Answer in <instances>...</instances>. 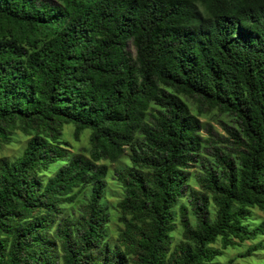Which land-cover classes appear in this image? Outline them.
<instances>
[{
    "label": "trees",
    "instance_id": "trees-1",
    "mask_svg": "<svg viewBox=\"0 0 264 264\" xmlns=\"http://www.w3.org/2000/svg\"><path fill=\"white\" fill-rule=\"evenodd\" d=\"M186 99L237 125L189 196L204 140ZM65 125L90 132L88 155ZM16 132L30 139L0 162V264H216L264 236L247 223L264 212V0H0V149ZM127 153L112 244L105 162Z\"/></svg>",
    "mask_w": 264,
    "mask_h": 264
},
{
    "label": "rangeland",
    "instance_id": "rangeland-1",
    "mask_svg": "<svg viewBox=\"0 0 264 264\" xmlns=\"http://www.w3.org/2000/svg\"><path fill=\"white\" fill-rule=\"evenodd\" d=\"M134 52V48L130 47ZM189 103L194 114L199 116L202 130L201 135L203 137V149L200 154V157L197 160V163L192 164L189 168V179L188 185L186 186L187 194L192 191L200 190L198 185L197 178L200 174L203 173L204 168L215 164V158L213 157L215 153V147H218L228 153L232 146L225 143H221V140L228 139L229 132L237 127L235 120L228 114L220 113L216 110H207L203 114H198V106L192 99H186ZM74 126L65 125L63 128V136L61 141L65 143L72 153H82L85 155L89 154L91 149L89 136L90 132H84L79 140H76L74 137ZM30 137L25 135L22 132H16L13 142L10 145L3 146L0 149V162L2 159H6L10 162L16 160L20 157L26 148ZM228 147V148H225ZM110 168V173L107 178V190L103 199L104 205L107 207L110 216V223L108 224L107 231L109 236V241L112 244H116L119 241L120 231L124 226L120 223L119 219L121 217L120 209H118V203L124 198V191L121 185L115 180L114 169L122 168L130 165L129 154L127 153L120 162L113 164L105 162ZM60 165H54L50 167L48 172L44 173L45 175L54 174ZM188 206V198H184L180 205L175 209L177 216L181 209H184ZM264 221V212L258 208L252 210V216L249 218L247 223L252 227L261 224ZM182 238V228L180 226L179 220L177 221V229L171 235V243L169 248V257L175 251L176 246L181 241ZM259 245H262L257 251H254L250 256H246L248 251L252 248H255ZM215 247L220 248L221 242L218 241ZM216 264H264V236H259L256 240L246 241L244 243H239L234 247H229L224 251L223 256L219 257L216 261Z\"/></svg>",
    "mask_w": 264,
    "mask_h": 264
}]
</instances>
